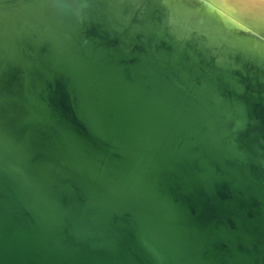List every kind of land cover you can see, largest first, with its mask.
I'll return each mask as SVG.
<instances>
[{
	"label": "water",
	"instance_id": "obj_1",
	"mask_svg": "<svg viewBox=\"0 0 264 264\" xmlns=\"http://www.w3.org/2000/svg\"><path fill=\"white\" fill-rule=\"evenodd\" d=\"M96 5L0 48V264H264V82Z\"/></svg>",
	"mask_w": 264,
	"mask_h": 264
},
{
	"label": "bare ground",
	"instance_id": "obj_2",
	"mask_svg": "<svg viewBox=\"0 0 264 264\" xmlns=\"http://www.w3.org/2000/svg\"><path fill=\"white\" fill-rule=\"evenodd\" d=\"M81 1L0 0V48L11 45L9 37L13 33L23 32L24 27H42L48 19H57L60 10L69 11ZM94 1L97 11L102 15L107 12L109 19L110 12L119 13L112 17L116 24H123L121 13L127 14V28L132 17L157 37L209 63L264 82V43L242 30L256 27L264 39V0H207L213 9L202 8L197 0Z\"/></svg>",
	"mask_w": 264,
	"mask_h": 264
},
{
	"label": "rangeland",
	"instance_id": "obj_3",
	"mask_svg": "<svg viewBox=\"0 0 264 264\" xmlns=\"http://www.w3.org/2000/svg\"><path fill=\"white\" fill-rule=\"evenodd\" d=\"M163 1V3H164V0H162ZM198 1V3L200 4V6L203 8H211V9H213L214 7L213 6H209V3L207 2V0H197ZM236 17V19H240V17H238V16H235ZM236 21H238V20H236ZM242 21L243 22H245L243 19H242ZM164 22V21H163ZM162 22V23H163ZM165 24V23H164ZM163 27H165V25H163ZM251 27V29L250 28H247V26H246V28L244 27L242 30H244V32L245 33H248L249 34V36L250 35H252L256 40H258L259 42H263L264 43V39H262L260 36V34H261V31H260V29H258V28H256V27H253V26H250ZM246 30V31H245ZM259 33V34H258ZM251 36V37H252ZM252 37V38H253ZM260 38V39H258V38ZM179 45L181 44V42L180 43H178Z\"/></svg>",
	"mask_w": 264,
	"mask_h": 264
}]
</instances>
